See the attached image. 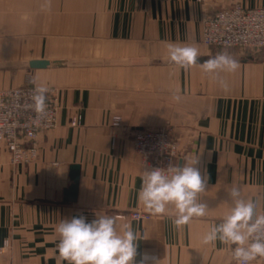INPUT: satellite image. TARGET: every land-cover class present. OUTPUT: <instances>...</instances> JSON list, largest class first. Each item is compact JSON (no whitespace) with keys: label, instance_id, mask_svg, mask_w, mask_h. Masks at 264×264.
<instances>
[{"label":"crops","instance_id":"1","mask_svg":"<svg viewBox=\"0 0 264 264\" xmlns=\"http://www.w3.org/2000/svg\"><path fill=\"white\" fill-rule=\"evenodd\" d=\"M237 3L264 6V0H0V90L52 86L59 95L57 126L37 136L36 160L13 165L0 144V264H57L56 226L101 215L138 234L134 264H236L231 248L205 245L202 237L229 213L233 186L264 213V59H237L250 50L209 48L202 22ZM169 44L195 47L199 57L226 53L239 66L216 74L205 73L202 63L184 70L170 62ZM35 59L92 63L32 69ZM146 128L171 129L179 166L198 158L205 216L177 228L171 205L154 215L138 200L141 177L151 169L132 137ZM74 164L81 167L78 196L65 202ZM134 210L149 217L131 219Z\"/></svg>","mask_w":264,"mask_h":264},{"label":"clouds","instance_id":"2","mask_svg":"<svg viewBox=\"0 0 264 264\" xmlns=\"http://www.w3.org/2000/svg\"><path fill=\"white\" fill-rule=\"evenodd\" d=\"M167 53L170 62L188 70L198 63V49L192 46L169 44ZM238 62L226 53H219L202 63L205 73L234 72ZM223 87L225 81L220 80ZM48 89H34V110L39 116L45 111ZM179 101V96H174ZM198 158L183 166L154 168L144 171L138 200L150 213L164 214L169 205L174 210L177 228L188 224L193 217H203L207 205L198 200L205 192L206 181L195 166ZM231 207L219 224H213L203 235L202 243L215 244L219 241L232 250L236 264H252L264 258V213L257 211V202L242 196L241 189L233 186L228 192ZM58 236L54 258L57 264H134L137 254L138 234L131 225H118L114 217L101 215L92 221L84 216L63 219L55 228ZM143 264V262H142Z\"/></svg>","mask_w":264,"mask_h":264},{"label":"built area","instance_id":"3","mask_svg":"<svg viewBox=\"0 0 264 264\" xmlns=\"http://www.w3.org/2000/svg\"><path fill=\"white\" fill-rule=\"evenodd\" d=\"M202 42L211 49L239 48L260 52L264 50V6L248 8L240 3L222 8L203 20ZM36 85H22L0 90V144L10 155L13 165H27L38 156L37 136L54 129L58 122L59 95L52 86L45 94V111L37 115L34 110ZM80 115L71 120L80 124ZM121 117H114V125H120ZM135 151L150 169H166L179 166L180 146L170 128L139 129L133 133ZM134 220L149 217L134 210L128 213ZM119 217H125L124 214Z\"/></svg>","mask_w":264,"mask_h":264},{"label":"water","instance_id":"4","mask_svg":"<svg viewBox=\"0 0 264 264\" xmlns=\"http://www.w3.org/2000/svg\"><path fill=\"white\" fill-rule=\"evenodd\" d=\"M216 55H208V56H200L198 57V63H203L205 60L209 59L210 57H214ZM241 60H252V59H264V53H253L247 57L237 58ZM92 62L88 61H76L70 62L68 60H48V59H35L31 60L28 64L29 67L32 69H40V68H49V67H65L70 64L75 65H87L91 64ZM80 172L81 167L79 164H74L71 166L70 178L72 183L70 186L64 191V201L65 202H74L77 200L78 196V189H79V182H80Z\"/></svg>","mask_w":264,"mask_h":264},{"label":"rangeland","instance_id":"5","mask_svg":"<svg viewBox=\"0 0 264 264\" xmlns=\"http://www.w3.org/2000/svg\"><path fill=\"white\" fill-rule=\"evenodd\" d=\"M80 66H88V64H87V65L82 64V65H80Z\"/></svg>","mask_w":264,"mask_h":264}]
</instances>
